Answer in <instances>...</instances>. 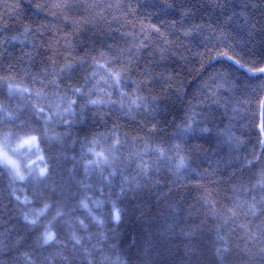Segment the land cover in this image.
<instances>
[{
	"label": "trees",
	"instance_id": "obj_1",
	"mask_svg": "<svg viewBox=\"0 0 264 264\" xmlns=\"http://www.w3.org/2000/svg\"><path fill=\"white\" fill-rule=\"evenodd\" d=\"M221 49L239 63L215 55ZM92 57L127 69L119 85ZM68 61L71 69L61 72ZM262 63L264 0H0V75L21 85L9 92L0 81V136L9 134L10 154L22 163L32 157L27 149L13 152L16 136L42 130L34 106L62 109L69 85L107 101L53 115L49 128L59 136L41 140L47 179L21 183L0 167V264H264L256 104L264 73L246 67ZM135 95L143 99L126 114ZM188 117L192 127H181ZM175 142L190 157L179 169ZM87 159L97 162L86 169ZM13 190L33 203L20 204ZM113 201L123 213L118 226L109 219ZM45 202L51 206L36 225L22 219ZM47 224L56 240L44 243Z\"/></svg>",
	"mask_w": 264,
	"mask_h": 264
},
{
	"label": "snow or ice",
	"instance_id": "obj_2",
	"mask_svg": "<svg viewBox=\"0 0 264 264\" xmlns=\"http://www.w3.org/2000/svg\"><path fill=\"white\" fill-rule=\"evenodd\" d=\"M66 5L64 4H56L55 7L62 8ZM185 14V13H182ZM145 27L154 29L155 31H159V28L156 25H146ZM25 31H28V28H25ZM190 33V30H184V35H188ZM161 53H163L164 49L160 50ZM101 56L104 54L101 53ZM215 55L217 56H225L229 59H233L235 62L239 63L238 60H236V57H234L227 49H221L220 51L216 52ZM163 58V57H162ZM92 62L94 65L98 67L105 68L106 71L110 74L112 80L119 85V82L121 80V77L124 73L127 72V69L124 67L118 68V69H112L109 68L105 63L97 59L96 57H92ZM53 64H55V61H52ZM72 67V63L70 61L66 62L64 65L60 67V71L63 72L65 70H69ZM247 70L251 73H264V63L260 65L255 66H246ZM89 75H95V72L90 73ZM166 78L171 79L172 76L169 74ZM12 78L10 76H2L0 75V81L7 83V88L9 92L13 88H20V84H13L9 81ZM85 81L87 80V76H85ZM101 79H104V77H101ZM53 83H56L58 86V78L53 80ZM264 86V85H262ZM222 87V85H221ZM70 93H65L63 96H61V100L65 101L64 107L61 109L60 105L58 104L56 108L52 112H48L46 108L43 106H34L36 108V114L37 119L42 120L43 122V128L42 130L35 127H29L27 130L23 131L22 133L18 134L14 140V147L13 152L19 153L23 149H27L29 153H32V157L30 159H27L26 162H23L17 158L16 155L10 154L7 150L8 144H9V134H3L0 136V167H5L8 170V174L10 176H14L16 180H18L21 183H25L28 180L29 176H32L33 179L37 180H45L47 179L51 174V164L49 163V158L44 153L43 148L41 147V140L42 138L52 140L57 139L59 134L52 131L49 128V122L52 121L53 115H62L66 112H72L73 115H75L76 111V105L80 104V109L83 112V110L88 105H100L102 103H107L101 96H91L89 93L91 89L88 90V92H85L83 84H72L69 85ZM25 91H30L29 89H24ZM98 92H103V89H97ZM135 91V89H134ZM40 91L37 90L36 95H40ZM122 95H128L123 89H121ZM83 95L85 97L84 102L80 103L79 97ZM109 97L111 96V93L108 94ZM143 97L140 95H135L131 99V105L129 106V111L126 114L131 113V106H138V101L142 100ZM155 99V97H154ZM113 103H116L115 100L112 101ZM218 102V101H217ZM244 103H248V101H244ZM121 107H123V102H120ZM256 104L259 107L260 110V117H261V123L257 125L260 131L261 140L260 143L264 145V95H260L259 98L256 100ZM10 118L15 119V117L12 116L11 113H6ZM95 114V113H94ZM81 119H83V116H81ZM65 126H67L71 121L68 119H64L62 121ZM193 119L191 117H188L186 121L181 125V127L184 128H191L193 125ZM111 134L113 135V145H119L120 144V135L119 130L116 125H113V129L109 130ZM149 131L155 132L156 131V125L152 124L149 128ZM200 131L202 132H208L210 129L207 126L201 127ZM99 134H96L91 139V144H96L98 142L97 136ZM231 139V137H229ZM174 147L177 149V156H178V163L176 165L177 169L185 165V161L190 159V157L186 154H184L181 149L183 148V145L180 142H175ZM87 151L91 152L93 156L102 157L103 159H107L104 152H97L94 148L89 147ZM164 147L160 146L158 148V152L160 155L164 154ZM94 159H87L84 161L85 168L87 169L88 165H91L93 163H96ZM250 163V162H249ZM26 169V170H25ZM261 185V187H264V178L259 179L257 181ZM12 198L16 201H18L20 204L24 205H30L33 203V200L30 196L27 195L25 192V195L23 197L19 196L18 194L13 192L11 193ZM80 205L86 210L89 211V214H91L90 210L88 209L87 203L81 199L79 201ZM51 205L49 202H45L42 206V208L38 211V215L36 217L28 216L27 214H24L22 219L28 223L29 225H36L38 223V217L39 215L43 214L44 210L49 208ZM253 214H257L260 209L257 208L256 204L253 203L250 205ZM59 214V213H58ZM234 214V213H233ZM110 221L115 225L118 226L119 223L123 219V213L120 209V207L116 204L115 201L111 204V210H110ZM81 224L84 223L83 219H80L79 221ZM103 223V221H100ZM41 236L43 238L44 243H48L50 241L56 240V232L51 228L50 224L45 225V229L41 232Z\"/></svg>",
	"mask_w": 264,
	"mask_h": 264
},
{
	"label": "rangeland",
	"instance_id": "obj_3",
	"mask_svg": "<svg viewBox=\"0 0 264 264\" xmlns=\"http://www.w3.org/2000/svg\"><path fill=\"white\" fill-rule=\"evenodd\" d=\"M15 180H16V178L14 177V176H12ZM38 213V210H35V209H29L28 211H27V215L28 216H36V214Z\"/></svg>",
	"mask_w": 264,
	"mask_h": 264
}]
</instances>
